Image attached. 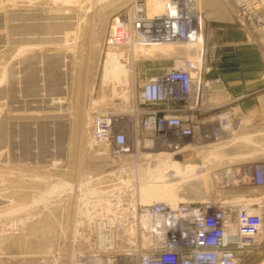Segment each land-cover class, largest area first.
Returning <instances> with one entry per match:
<instances>
[{
  "label": "rangeland",
  "instance_id": "obj_1",
  "mask_svg": "<svg viewBox=\"0 0 264 264\" xmlns=\"http://www.w3.org/2000/svg\"><path fill=\"white\" fill-rule=\"evenodd\" d=\"M133 1L0 0V144L6 137L0 147V264H79L80 255L102 264L93 256L99 219L132 217L127 207L151 203L141 200L147 183L134 188L130 181L127 189L117 183L121 159L90 136L97 113L124 115L150 76L189 54L174 45H109L112 24ZM242 1L249 10L246 27L239 21ZM196 2L220 73V90L210 96L241 97V111L227 138L173 156L160 175L176 173L175 161L182 172L194 165L202 171L167 181L178 199L264 207V187L234 182L238 166L264 161V0ZM253 14L257 19L249 18ZM110 65L127 67L128 82L121 69L110 74ZM47 67L60 79L47 78ZM142 157L140 173L128 179H146L166 159ZM261 244L243 264L264 259V229Z\"/></svg>",
  "mask_w": 264,
  "mask_h": 264
},
{
  "label": "built area",
  "instance_id": "obj_2",
  "mask_svg": "<svg viewBox=\"0 0 264 264\" xmlns=\"http://www.w3.org/2000/svg\"><path fill=\"white\" fill-rule=\"evenodd\" d=\"M245 5H238L243 27L249 14ZM249 18L257 19L254 14ZM159 43L189 54L150 76L124 115L106 111L92 119V142L123 163L114 170L121 187L130 181L134 188L143 184L144 178L130 180L128 174L140 173L144 153L161 149L182 156L218 144L234 131L241 111V97L220 103L210 99L220 77L209 76L218 73L215 47L209 45L196 0H164L158 7L135 0L112 24L108 37L114 47ZM148 162L153 165L154 160ZM236 174V184L264 187V161L244 163ZM215 201L134 203L126 208L132 217L99 219L93 256L102 264H243L262 248L264 207Z\"/></svg>",
  "mask_w": 264,
  "mask_h": 264
},
{
  "label": "bare ground",
  "instance_id": "obj_3",
  "mask_svg": "<svg viewBox=\"0 0 264 264\" xmlns=\"http://www.w3.org/2000/svg\"><path fill=\"white\" fill-rule=\"evenodd\" d=\"M163 1L164 0H153V1H149V3L153 7L154 6L158 7L161 5V3H163ZM149 47L150 48L164 47V48H167L169 50H173L172 44H168V43L152 44ZM111 57L118 61L116 56L112 55ZM118 62H120V61H118ZM107 67H108L107 71H109L110 74L114 71H120V69L123 70L121 72V75H124L127 79L126 82H128L129 69L127 67H124L123 65H118V67L115 68V70L113 69L114 67H112V65H110V68H109V66H107ZM219 87L220 86L216 84L212 88L214 89V91H219L220 90ZM58 101H60V100H58ZM236 126H237V124H235L234 128H236ZM157 154L166 156L165 162H163L164 160L162 161L163 166L160 165L159 168L157 169V172H152L150 176H148L146 179L145 178L143 179V181H142L143 184H145V183H147V184H145V185L142 184L143 186L140 188L141 189V192H140L141 200L142 201H149V202L167 201V202L172 203V204L184 202V200L178 199V196L176 197V193H175L176 187L175 186H174L175 188L170 187L171 185H174V184L168 183L167 181H173L175 179H180V178H184V177L186 178L188 176H191V175H194L198 172H201L202 169H197V167L194 165H190V166L188 165L187 170L185 172H182L178 167L179 163L175 161L172 163L174 166L172 167L171 171H174L176 173L170 174L169 176H163V175H160L161 170H164L165 167H167L166 166L167 160H170L172 158L173 154L169 153L167 151H163V150L159 151ZM161 177H163V178L165 177L166 180H162ZM218 178L222 179V178H225V176H222L221 173H218ZM81 258H82V256L80 255L79 259L82 260V264H93L91 259L86 258V257L82 258V259ZM94 260L97 263L99 262L98 259H94ZM258 264H264V259Z\"/></svg>",
  "mask_w": 264,
  "mask_h": 264
},
{
  "label": "crops",
  "instance_id": "obj_4",
  "mask_svg": "<svg viewBox=\"0 0 264 264\" xmlns=\"http://www.w3.org/2000/svg\"><path fill=\"white\" fill-rule=\"evenodd\" d=\"M241 63L243 64V62L240 61V64H241ZM48 66H49V64H48ZM46 69H47V74H48V70H49L48 67H47ZM50 74H51V75H49V74L47 75V78L57 77L58 80L60 79V78H59L60 75H59V72H58V71H57L56 73L52 72V73H50ZM55 75H56V76H55ZM218 75H219V77H220V73H219V72H218ZM259 75H260V73H258L257 76H259ZM49 76H50V77H49ZM61 78H62V77H61ZM236 81H237V80H236ZM237 82L239 83L240 80H238ZM58 83H59V81H58ZM216 84L218 85V83H216ZM216 84H215V85H216ZM215 85H214V86H215ZM219 88H220V87H219ZM42 89H43V88H42ZM42 89H41V90H42ZM56 89H57V88H56ZM212 92H213V93H214V92L216 93V92H218V91H214V89L212 88ZM212 92H211V93H212ZM229 98H231V97L228 96L227 99H223V100H222V99H221V100L219 99V100L217 101V100L212 99V97L210 96L211 101L216 102V103H220V102L227 101Z\"/></svg>",
  "mask_w": 264,
  "mask_h": 264
},
{
  "label": "water",
  "instance_id": "obj_5",
  "mask_svg": "<svg viewBox=\"0 0 264 264\" xmlns=\"http://www.w3.org/2000/svg\"><path fill=\"white\" fill-rule=\"evenodd\" d=\"M1 25V24H0ZM2 26V25H1ZM4 41V40H3ZM1 43L2 42H0V46H1ZM217 72L216 71H214V72H212L209 76L210 77H214V76H217ZM5 96V93L3 92V94H2V97H4ZM5 144H6V137L3 139V141H2V143L0 144V147H4L5 146Z\"/></svg>",
  "mask_w": 264,
  "mask_h": 264
}]
</instances>
